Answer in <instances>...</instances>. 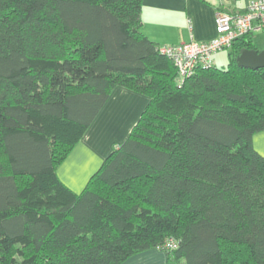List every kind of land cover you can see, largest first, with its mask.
Wrapping results in <instances>:
<instances>
[{
	"label": "trees",
	"instance_id": "trees-1",
	"mask_svg": "<svg viewBox=\"0 0 264 264\" xmlns=\"http://www.w3.org/2000/svg\"><path fill=\"white\" fill-rule=\"evenodd\" d=\"M143 0H0V264H264V67L182 83L142 30ZM117 85L149 101L76 192L57 167ZM173 240L174 246L166 244Z\"/></svg>",
	"mask_w": 264,
	"mask_h": 264
},
{
	"label": "crops",
	"instance_id": "crops-1",
	"mask_svg": "<svg viewBox=\"0 0 264 264\" xmlns=\"http://www.w3.org/2000/svg\"><path fill=\"white\" fill-rule=\"evenodd\" d=\"M245 0H143L142 30L160 44H177L191 39L207 40L216 35L219 10H245ZM263 30V29H257ZM254 31V32H255ZM214 54V62L222 58ZM224 59V56H223ZM149 97L117 85L82 138L57 167L59 177L80 192L103 160L122 142L146 107ZM253 145L264 155V129L253 134ZM119 264H178L165 249L149 248Z\"/></svg>",
	"mask_w": 264,
	"mask_h": 264
},
{
	"label": "built area",
	"instance_id": "built-area-1",
	"mask_svg": "<svg viewBox=\"0 0 264 264\" xmlns=\"http://www.w3.org/2000/svg\"><path fill=\"white\" fill-rule=\"evenodd\" d=\"M245 2V10L222 9L217 12L216 35L210 39L159 44V52L175 63L180 83L198 67L214 64V54L229 49L235 39L264 28V0H245ZM166 245L174 246L175 243L170 240Z\"/></svg>",
	"mask_w": 264,
	"mask_h": 264
},
{
	"label": "water",
	"instance_id": "water-1",
	"mask_svg": "<svg viewBox=\"0 0 264 264\" xmlns=\"http://www.w3.org/2000/svg\"><path fill=\"white\" fill-rule=\"evenodd\" d=\"M236 60L244 67H264V48H244L238 53Z\"/></svg>",
	"mask_w": 264,
	"mask_h": 264
},
{
	"label": "rangeland",
	"instance_id": "rangeland-1",
	"mask_svg": "<svg viewBox=\"0 0 264 264\" xmlns=\"http://www.w3.org/2000/svg\"><path fill=\"white\" fill-rule=\"evenodd\" d=\"M254 41L256 45L258 46L259 49L264 48V31L263 30H258L254 32ZM222 58L218 59V65L223 66L226 65L228 62V49H223L222 52ZM224 56V59H223Z\"/></svg>",
	"mask_w": 264,
	"mask_h": 264
}]
</instances>
